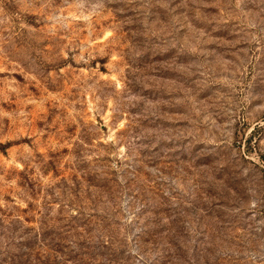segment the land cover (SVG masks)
Listing matches in <instances>:
<instances>
[{
  "label": "rangeland",
  "instance_id": "1",
  "mask_svg": "<svg viewBox=\"0 0 264 264\" xmlns=\"http://www.w3.org/2000/svg\"><path fill=\"white\" fill-rule=\"evenodd\" d=\"M0 264H264V0H0Z\"/></svg>",
  "mask_w": 264,
  "mask_h": 264
},
{
  "label": "trees",
  "instance_id": "2",
  "mask_svg": "<svg viewBox=\"0 0 264 264\" xmlns=\"http://www.w3.org/2000/svg\"><path fill=\"white\" fill-rule=\"evenodd\" d=\"M108 245H109V243L108 244H105V245H103V248H105V250H111L109 247H108ZM30 246H32V244L30 245ZM85 249L86 250H88L89 248L88 247H85ZM60 253H64V251H60ZM88 253H82V254H79L78 256H80V255H87ZM31 256V255H30ZM97 256H99V255H97Z\"/></svg>",
  "mask_w": 264,
  "mask_h": 264
}]
</instances>
